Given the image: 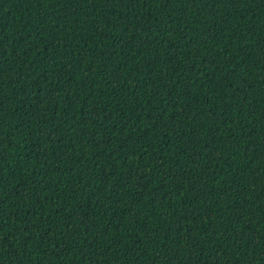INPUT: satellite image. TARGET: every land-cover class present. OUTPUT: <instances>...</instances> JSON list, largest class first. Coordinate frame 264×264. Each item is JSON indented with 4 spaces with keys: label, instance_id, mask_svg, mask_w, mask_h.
Masks as SVG:
<instances>
[{
    "label": "trees",
    "instance_id": "1",
    "mask_svg": "<svg viewBox=\"0 0 264 264\" xmlns=\"http://www.w3.org/2000/svg\"><path fill=\"white\" fill-rule=\"evenodd\" d=\"M0 264H264V0H0Z\"/></svg>",
    "mask_w": 264,
    "mask_h": 264
}]
</instances>
